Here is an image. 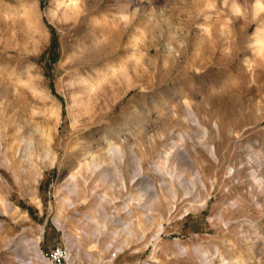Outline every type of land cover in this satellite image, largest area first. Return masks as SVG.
<instances>
[{
    "label": "rangeland",
    "instance_id": "rangeland-1",
    "mask_svg": "<svg viewBox=\"0 0 264 264\" xmlns=\"http://www.w3.org/2000/svg\"><path fill=\"white\" fill-rule=\"evenodd\" d=\"M258 1L0 0V264H45L34 242L77 264H220L241 235L264 264ZM46 136L52 163L25 151ZM72 176L93 195L58 226ZM84 214L105 225L94 247Z\"/></svg>",
    "mask_w": 264,
    "mask_h": 264
},
{
    "label": "bare ground",
    "instance_id": "bare-ground-1",
    "mask_svg": "<svg viewBox=\"0 0 264 264\" xmlns=\"http://www.w3.org/2000/svg\"><path fill=\"white\" fill-rule=\"evenodd\" d=\"M232 9H234V11H237V8L236 7H233ZM262 11V6H261V3L258 1V0H255V2L252 4V15L254 17H256L260 12ZM253 36H254V41L256 44H259V49L260 50H263L264 49V22H262L261 24L258 25V27L255 28L254 30V33H253ZM46 97V95H44ZM189 109V108H188ZM190 112V110H188ZM187 111V112H188ZM54 113V112H53ZM55 118V116H54ZM48 136V135H47ZM46 136V139L44 141H42L41 143H34L32 144L30 141H26L25 142V151H29L33 153V151H35L36 153L34 155H36L38 158H41V159H44V160H47L49 161V163H52L53 162V156H52V153H51V147L48 145L49 143V138ZM119 149V148H118ZM206 150V148H205ZM206 151H210L209 149H207ZM212 151V150H211ZM113 152V155L114 156H117L120 158V150L119 151H112ZM211 153V152H210ZM212 154V153H211ZM210 154V155H211ZM214 154V153H213ZM212 154V155H213ZM35 156V157H36ZM27 159V158H26ZM28 161V160H27ZM103 162V161H102ZM105 163V162H103ZM101 163H99L98 165L96 164V162L94 164H92V166H94L95 168H98L99 165ZM260 166V165H259ZM262 167V165H261ZM94 168V169H95ZM158 168V167H156ZM264 168V167H263ZM159 169V168H158ZM141 170V169H140ZM167 170V168H166ZM168 171V170H167ZM171 173V172H170ZM99 177L100 179L102 180L103 179V175L102 173L99 174ZM173 177V175H172ZM72 178L74 179V183H73V186H71V188H68V196H70V198H60L57 200V204H56V207H55V217H54V221L56 222V224L58 226H61V224L64 222V219L67 218V213L68 212H76V209L74 208V203H76L78 206L81 205V206H85L87 205V197L89 195H93L92 193H84L83 190L81 191L80 188H79V185L77 184L76 182V179L74 176H72ZM105 178V177H104ZM261 178V177H260ZM259 178V180H260ZM105 180V179H104ZM200 180V179H199ZM263 180V179H261ZM201 182V181H200ZM262 185H263V181H261ZM166 183H168L167 186H165V189L163 188V190L167 191L166 194L168 197H170L171 199L173 198V200L176 198V193H175V187L170 184V182L166 181ZM202 184V183H201ZM261 186V185H260ZM264 186V185H263ZM181 187V186H180ZM161 189V187H160ZM262 190V189H261ZM85 191V190H84ZM159 192V190H158ZM261 192V191H260ZM263 192H264V188H263ZM155 193V192H154ZM153 193V197H155V194ZM262 194V193H261ZM162 196V195H161ZM164 198L166 196H163ZM157 199V198H156ZM153 200V199H152ZM165 200V199H164ZM35 202V205L39 207V204L40 202L38 200H34ZM0 205L4 206L5 209H6V206L10 207V205H8L7 203H5V201H3L2 199H0ZM159 204H161V200L159 199L156 203L157 206H159ZM164 204V203H163ZM166 206V205H164ZM8 207V208H9ZM127 207V206H125ZM128 208V207H127ZM146 208V207H145ZM168 208V207H167ZM171 208V207H170ZM169 208V209H170ZM126 209V208H125ZM130 209V207H129ZM128 209V210H129ZM9 210V209H8ZM127 210V211H128ZM153 211V210H152ZM169 211V210H168ZM171 211V210H170ZM12 213V217H15V214H17V211H11ZM170 213V212H169ZM85 218H87L89 220V222L92 224L91 226H88V229H89V232L87 234H84L85 236H88L91 240H92V243H93V247L97 245V243L99 242V237L102 235V230L105 229V225H103V223L101 222H98V220L93 216V215H85ZM148 218V216H146ZM159 218L160 217V214L158 216ZM117 218V217H116ZM150 218V217H149ZM148 218V219H149ZM68 219V218H67ZM116 220V219H114ZM121 221V220H120ZM124 222V221H123ZM121 223L122 225H124V223ZM131 223V222H130ZM136 223V222H135ZM132 224L131 227H132V231L131 232H127V240H123V242L121 243V246L122 247H126L128 246V241L130 240V238H132L134 235L136 237H140L142 238V232L140 231V226L137 225V224ZM155 225L158 227L157 231L156 232H159L160 229H161V223L160 222H157L155 223ZM125 227V225H124ZM62 228H65V225H62ZM124 229V228H123ZM123 229H122V232H123ZM71 231V230H70ZM129 231V230H128ZM158 235V234H157ZM71 237V236H70ZM259 237V236H258ZM241 241L244 242V245H243V249L240 248L238 245H236L235 243H232L230 245H228L226 248V253L227 255H223L221 252H218V262L220 264H250L248 258L250 256H253L252 253H253V250L255 248V246L257 245V241L256 242H252V238H249L247 236H244V235H241V237L239 238ZM35 243V246H34V253H36L35 255L38 256V258H41V252L39 250V248L37 247V242H34ZM258 247V246H257ZM217 249V248H216ZM215 249V251H216ZM119 250H121V248H119ZM252 252V253H251ZM204 253V252H203ZM202 254V253H201ZM205 254V253H204ZM206 255V254H205ZM23 256V255H22ZM200 256V254H199ZM203 256V255H201ZM200 256V257H201ZM206 258V256H203V259ZM207 259V258H206ZM205 259V260H206ZM204 260V262H206ZM207 263V262H206Z\"/></svg>",
    "mask_w": 264,
    "mask_h": 264
},
{
    "label": "built area",
    "instance_id": "built-area-1",
    "mask_svg": "<svg viewBox=\"0 0 264 264\" xmlns=\"http://www.w3.org/2000/svg\"><path fill=\"white\" fill-rule=\"evenodd\" d=\"M41 256L45 264H77L65 246L53 247Z\"/></svg>",
    "mask_w": 264,
    "mask_h": 264
}]
</instances>
